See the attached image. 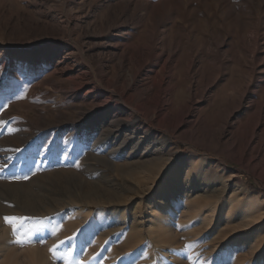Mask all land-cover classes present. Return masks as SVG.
Wrapping results in <instances>:
<instances>
[{"label": "rangeland", "instance_id": "obj_1", "mask_svg": "<svg viewBox=\"0 0 264 264\" xmlns=\"http://www.w3.org/2000/svg\"><path fill=\"white\" fill-rule=\"evenodd\" d=\"M146 129L168 145L147 154L144 144L140 157L111 168L107 152L125 140L128 155ZM157 164L153 191L129 188L137 183L129 172L145 176ZM171 190L214 199L227 190L225 203L240 192L264 211V0H0V229L10 227L5 216L37 218L45 209L36 252L65 264L59 240L83 228L73 209H126V241L113 254L95 244L70 249L73 264H123L139 247L136 257L150 250L156 261L161 252L176 258L147 232L153 193ZM174 212L180 246L187 253L194 245L202 264L263 256L230 249L224 261L204 224L192 225L203 233L196 241L177 228L193 211ZM54 226L64 234L52 236Z\"/></svg>", "mask_w": 264, "mask_h": 264}, {"label": "bare ground", "instance_id": "obj_2", "mask_svg": "<svg viewBox=\"0 0 264 264\" xmlns=\"http://www.w3.org/2000/svg\"><path fill=\"white\" fill-rule=\"evenodd\" d=\"M113 118H115L114 120L115 122H118L121 124L123 123V119L119 117L118 115L117 117H113ZM110 125L111 124L109 123V126ZM109 131L110 130L106 129V133ZM125 136L126 138H128L129 136L130 139H132L133 137L128 134H126ZM158 136L159 135H156L153 130L146 129L145 131H143V137H140L139 139L137 138L138 140L135 141L134 147L129 152L128 155L126 154L127 147L125 146L126 141L124 140L123 141L124 143L118 145V147L107 152V153H110L111 155L110 157H108L110 167L111 168L120 167V165H118L116 162V160H118L120 157H124L126 161H129L132 158L135 159L137 157H140L141 156L140 150L142 147H144V144H146L145 145L146 147H144V149L147 154L159 151L160 149L159 147L163 148L165 147V145H168L167 143H168L169 138L167 136L164 138H160V136L159 137ZM101 144H103V142L101 141L96 142L91 150H95V148L99 149V145ZM101 148L107 149L105 147H101ZM161 167H162L161 164L149 166L147 174L145 176H139L138 172H132V171L129 172V174H132L130 175L131 178H133L137 182V183H130L128 185L129 188L132 190H141V188L147 187L146 188L147 190L153 191L152 186L148 185L149 184L148 181L154 180L155 175L158 173ZM188 176H191V174H188ZM179 183L182 184L181 182ZM226 193H228V191L224 190L222 198L214 199V198H211L210 195L203 194V193L202 194L201 193L200 194L191 193L190 195H178L179 193H177L175 195L174 192H172V190L170 191L169 196L163 197L159 192L155 191L153 193L151 201L149 202L150 206L152 207V211L150 214V217H151L150 225H149V229L147 232H150L152 238L155 240V242L158 245L162 247L166 245L170 248H173L176 258L172 255L169 256V253L167 254V253L161 252V255L156 261V258L153 256L150 250L149 251L143 250L145 253L141 254L140 257H136L137 253L142 252L141 247H139L138 249L140 250H136L135 252H131L127 256H124L123 261H122L123 264H130L132 261L135 262L134 264H137V261L140 259H142V263H139V264H158V263L159 264H171V262L175 263L176 261L179 264H189L191 260H189L187 257L189 256L193 257L192 256L193 252H191L190 249L187 250V253L184 252L185 251L184 247L180 246V242L178 240V233L176 234V232H174V230L172 229L173 222H175V217H176L174 209L176 207L179 208L180 205L186 207L190 211H193L189 215V217L186 218L187 220L181 221L177 225V228H182L183 231L186 232L185 239H192L196 241L202 236L203 233L200 232L199 230L193 229L194 226H192L195 221H198L207 227L208 231H206L205 234L210 237V239L212 240L214 244L213 246H215L214 249L217 248V250L221 253L222 259L224 261H227L229 259L228 256L230 254V249H232L234 251H245L247 253L254 251V253H252V259L254 261H255V257L263 255L260 257V260H258L257 264H264V235L263 236L261 235V232L263 231V228H264V211L261 208V204L258 202H249V199L246 196H243V194L240 192L231 194L229 197V200L225 203V198L228 196ZM131 200L132 199L127 198L126 201L129 202ZM122 203L123 202H119V204H122ZM52 209H57V207H53L51 208V210ZM43 210L39 209L35 213L36 215H38L37 218H40V216L43 214ZM74 211L75 209L71 211L72 214L70 215L72 217L75 215L74 219L76 218L78 221L80 220L83 223V228L79 236H73L70 240L58 238L60 239L59 241L65 242L62 244V247L65 250L68 251L75 247L85 248L91 244H95L100 248L106 249L108 253L113 254L112 252L115 249L114 247H117L116 245H119V243L122 242L120 239L124 237L126 241L125 237H128L130 230L121 228V224L128 223L126 209L122 211L119 208H114V209L99 208L98 210H92L89 208H79L78 211L77 210L76 212ZM62 215L63 214L50 219L52 221L51 223H53V221H56V219H58V217ZM19 216L31 217V216H28V213L27 214L20 213ZM69 222L71 223L72 221H69ZM74 223H75V220H74ZM74 223L72 225H74ZM135 223H138V222H136L135 220ZM6 225L7 224H5V226ZM63 225L65 226V224ZM56 226L54 227L56 228ZM64 226H62L60 230L58 229L59 231L57 230V234L55 237L60 236L62 234L61 231H63L62 228H64ZM10 228L11 226L9 227V229ZM9 229L8 227L7 228L5 227V229H0V264H47L46 259H45L46 255H44L45 257H43L37 254L36 251H37L38 246L36 245L37 242L35 243L34 238H33L32 243L28 244L27 246L21 247L19 245L12 243V240L14 239L13 235L10 237L7 236ZM68 229L66 230L69 231ZM63 232H65V230ZM43 233L44 231L39 234H43ZM120 233L122 234V236L119 237L118 235ZM255 236L257 238L256 241H255ZM62 238H64V236ZM143 238L144 237L142 233L141 232L136 233V230H135L134 239H135V242L137 241L135 244H138V242L140 241L142 242L141 239ZM54 243L56 244V242ZM148 246L149 247L147 246L144 247V249L146 250L149 249L150 245L148 244ZM257 250L259 251L256 253L255 251ZM261 251H262V254H261ZM259 252L260 254H258ZM49 256L50 255H48V258H50ZM196 257H193V258L195 259ZM239 259L241 258H238V260ZM247 259L249 260V258ZM247 259L245 262H247ZM54 264H57V262H55ZM89 264H93L92 261ZM238 264L240 263L238 262Z\"/></svg>", "mask_w": 264, "mask_h": 264}, {"label": "snow or ice", "instance_id": "obj_3", "mask_svg": "<svg viewBox=\"0 0 264 264\" xmlns=\"http://www.w3.org/2000/svg\"><path fill=\"white\" fill-rule=\"evenodd\" d=\"M16 179H20V177H16ZM27 179V177H24ZM4 220L8 223L12 228V233L14 239L12 240L13 244L19 245L21 247L27 246L28 244L33 242V238L38 234L42 233L45 230V220L41 218L35 217H25V216H5ZM51 235L55 236L57 234V229L55 227L50 229ZM43 238H41L42 240ZM65 243L61 241V244ZM188 249L194 247V245H188ZM59 245H54L50 251L54 256L57 255V249ZM65 260V264H73L72 261V252L66 251L62 257ZM189 260H192L193 264H202V262L198 258H193L191 256L187 257ZM96 257H93V261H95ZM76 264H80V261H76Z\"/></svg>", "mask_w": 264, "mask_h": 264}]
</instances>
